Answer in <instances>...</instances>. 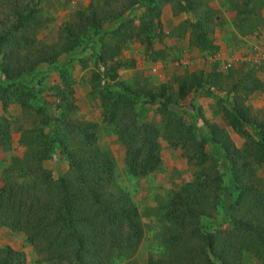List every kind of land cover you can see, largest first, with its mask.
Wrapping results in <instances>:
<instances>
[{
	"label": "trees",
	"instance_id": "16d2710c",
	"mask_svg": "<svg viewBox=\"0 0 264 264\" xmlns=\"http://www.w3.org/2000/svg\"><path fill=\"white\" fill-rule=\"evenodd\" d=\"M92 1L88 0L84 11H75L66 20L60 31L62 38L55 43L36 37L35 28L43 19L38 15L39 7L11 0L10 19L0 17L1 108L6 110L8 103L15 101L21 106L22 116L31 117L34 124L20 130L21 155L10 154L8 160L1 161L0 226L22 231L26 240L34 244L38 261L44 264H111L114 252L127 257L139 242L137 208L115 180L112 156L96 143V124L70 116L75 106L71 104L67 62L72 53L89 45L96 67H103L102 72H92L88 80L90 92L123 146L126 171L145 176L159 167V137L180 148L186 162L195 169L189 181L170 190L158 203L168 228L162 239L166 254L148 257L144 264H240L243 252L264 264V182L255 177L248 159L254 156L256 161L264 160V122L254 121L241 105H232L227 122L245 135L246 147L237 148L222 129L210 125L212 154H208L193 121L185 120L177 102L166 93L165 83H129L118 76L119 69L134 66L132 60L115 58L123 43L140 33L139 40L144 41L155 32L157 2L128 0L121 4L129 13L134 9L132 3L138 1L144 7L141 21L134 27L127 18L123 30L105 37L100 25L103 9ZM176 1L186 9L181 0ZM182 1L190 7V0ZM238 5L236 11L245 14V18H238L241 25L252 14L256 21L248 24L249 29L264 21L255 17L253 0H241ZM205 19L197 18L186 26L190 44L212 54L217 46ZM88 26L92 33L84 37ZM79 39L85 42L74 49ZM107 60L110 64H106ZM41 63L58 71L57 83L47 86L57 98L58 115H51L46 109L48 104L41 97L45 85L40 78L33 82L42 74L37 68ZM206 78L199 73L178 79L176 97L183 99L187 89H202L205 83L218 88L214 79ZM260 85L248 72L245 80L240 85L233 84L232 89L240 86L248 93ZM206 91L210 93L209 89ZM237 98L234 97L235 102ZM144 104L156 105L160 127L145 118ZM196 114L206 123L200 113ZM242 125L254 133V138L241 132ZM10 132V120L0 114V148L9 146ZM55 148L64 156L67 168L53 177L42 161ZM219 159L226 163L225 179L216 164ZM0 264H24V252L8 244L0 245Z\"/></svg>",
	"mask_w": 264,
	"mask_h": 264
},
{
	"label": "rangeland",
	"instance_id": "374dc122",
	"mask_svg": "<svg viewBox=\"0 0 264 264\" xmlns=\"http://www.w3.org/2000/svg\"><path fill=\"white\" fill-rule=\"evenodd\" d=\"M140 1V0H139ZM159 5L158 17L152 18L155 32L140 41L141 33L131 36L123 43L119 54L115 58L132 60V68L118 70L120 79L142 84L150 83L158 85L165 83L166 93L170 95L179 107L181 114L187 122L193 121V126L203 138L204 149L212 154L209 143V126L222 129L237 148H245L246 137L236 132L227 122L231 106L241 105L254 121L264 122V21L250 28L252 21H256L254 15L248 16L247 23L241 25L238 18L245 14L236 11L241 0H190L188 7L180 1L186 9L180 8L176 0H155ZM11 0H0V17L8 21L12 5ZM19 3H28L33 7H39L42 23L38 22L35 28L36 37L45 43L59 42L61 27L67 19L74 16L75 11H84L88 0H18ZM128 0H93L92 3L103 9L104 20L100 22L105 31V37L112 35L115 30H123V23L127 18L134 27L139 25L140 16L144 10L138 1L132 4L133 10L127 13V7L121 8V4H127ZM155 2V3H156ZM256 5L255 17L264 20V0H253ZM18 4V3H17ZM128 6V5H127ZM190 8V9H189ZM189 9V10H188ZM121 10H125L124 13ZM121 12V14H119ZM7 14V15H6ZM128 15V16H127ZM252 17V18H251ZM197 18H206L207 30L211 32L213 43L217 49L212 54L200 51L190 44L188 22ZM34 23V22H31ZM210 27V28H209ZM87 29V28H84ZM92 29L88 26L86 35H90ZM62 42V41H61ZM83 39L75 41L74 49L82 46ZM64 52L58 56L62 59ZM110 64V60L106 61ZM69 82L72 90L71 104L75 106L73 118L87 120L96 124L95 139L97 145L110 153L114 161V175L117 183L125 189L138 213L141 236L136 247L127 257L114 252L111 264H126L134 261L144 264L148 257H162L166 254L163 237L167 234V224L160 215L158 203L162 201L170 190L177 189L181 184L191 179L194 167L186 162L180 148H174L166 143L161 137L158 138L161 164L159 167L145 176L130 175L124 167V149L116 139L111 125L101 114L97 99L91 95L89 78L92 72H102L103 67H96V59L88 46L72 53L67 62ZM38 70L42 71L34 78L43 82L41 97L47 102L46 109L49 114L58 115L55 107L57 98L47 88L58 81L57 70L47 68L46 64H39ZM254 75L260 86L251 92L244 93L240 86L232 89L233 84L240 85L245 80L247 73ZM207 75L219 84L218 88L208 83L201 89L193 91L187 89L183 99L176 97L178 79L191 74ZM206 78V80H207ZM104 80H101V83ZM207 89L210 93H207ZM238 96L237 102L234 97ZM190 104H192L190 106ZM0 114L10 120V144L7 148H0L1 161L8 160L10 154L21 155L23 146L19 140L20 130L31 127V117H23L21 106L15 101H10L6 110ZM145 118L155 122L160 127L161 120L156 111V105H142ZM196 112L200 113L206 123H202ZM254 121L252 128L254 127ZM49 130V129H48ZM241 132L247 133L252 138L254 133L242 125ZM250 169L255 177L264 182V160L256 161L254 156L248 157ZM217 167L225 179L226 163L217 160ZM43 167L50 170L53 177L62 174L67 168L64 156L55 148L52 155L42 161ZM218 219V217L216 218ZM8 244L14 249L24 252V264H44L38 261L35 246L29 243L22 231H13L6 226H0V245ZM240 264H259L257 259L247 252H243Z\"/></svg>",
	"mask_w": 264,
	"mask_h": 264
},
{
	"label": "built area",
	"instance_id": "2783aa9c",
	"mask_svg": "<svg viewBox=\"0 0 264 264\" xmlns=\"http://www.w3.org/2000/svg\"><path fill=\"white\" fill-rule=\"evenodd\" d=\"M263 53H264V49H263Z\"/></svg>",
	"mask_w": 264,
	"mask_h": 264
}]
</instances>
